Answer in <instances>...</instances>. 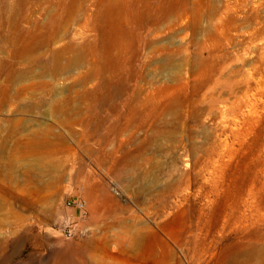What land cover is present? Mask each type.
Returning a JSON list of instances; mask_svg holds the SVG:
<instances>
[{
	"label": "rangeland",
	"instance_id": "374dc122",
	"mask_svg": "<svg viewBox=\"0 0 264 264\" xmlns=\"http://www.w3.org/2000/svg\"><path fill=\"white\" fill-rule=\"evenodd\" d=\"M100 1L80 0L52 47L94 42L99 33L92 17ZM10 3L25 30L47 24L59 11L56 1L0 0L2 6ZM109 19L101 22L105 36L115 34ZM11 34L0 9V61L14 50L6 40ZM144 35L151 42L139 53L130 46L127 55L131 80L120 96L104 103L99 117H89L87 97L77 98L72 115L54 112L58 101L100 83L89 75L95 62L90 50L69 71L43 78L42 66L36 67L34 81L46 79L60 88L41 109L48 110L46 115L29 110V95L17 94L29 78L0 101L1 134L18 130L17 122L23 121L20 128L25 125L27 135L52 129L56 148L64 146L52 170L36 162V190L24 177L13 182L26 203L5 196L0 259L10 258V264L124 262L122 242L141 234L143 257L172 264H232L233 257L250 256L253 264H264V0H188L178 16ZM172 51L177 65L169 61ZM118 52L112 44L111 53ZM16 67L28 68L27 61ZM6 84L1 78L0 85ZM108 88L116 89L103 92ZM165 88L167 112L147 121L140 114L129 125L126 103L135 96L148 102ZM23 101L28 107L19 110ZM89 119L90 129L101 124L98 130L85 129ZM21 163L26 162L19 164L25 169ZM0 183L11 185L5 176ZM70 200L85 202L86 214ZM235 242L247 249L228 252ZM98 244H107L108 253ZM87 245L93 249L85 255L81 250Z\"/></svg>",
	"mask_w": 264,
	"mask_h": 264
},
{
	"label": "bare ground",
	"instance_id": "6f19581e",
	"mask_svg": "<svg viewBox=\"0 0 264 264\" xmlns=\"http://www.w3.org/2000/svg\"><path fill=\"white\" fill-rule=\"evenodd\" d=\"M26 1L31 2V0ZM48 1H56L59 9L58 13L52 15L50 22L47 24L37 23L33 29L29 30L21 27L20 13L15 4L10 3L3 6L0 4L3 21L12 30V34L6 40L14 48L9 58L0 61V79L3 78L7 82L5 86L0 85V101L3 103L9 99L13 86L29 78L28 80L31 83L18 87L17 94L24 97L29 95V110L33 112L40 110V113L46 115L48 110L41 111V109L50 103L49 98L55 96L60 88L56 85L52 86L46 79L39 83L34 81L36 67L42 66L43 78L47 77L48 72L69 71L73 66L80 64L87 53L86 51L90 50L95 57V62L89 75L100 78V83L94 86L92 90L87 91L84 89L76 95H71L65 102L58 101L54 112L63 113L67 116L72 115L78 105L77 98L85 100L87 97L91 100L88 109L90 112L89 117L92 118L99 117L105 106L104 103L120 96L124 92L126 83L131 80L132 74L127 72V55L130 46H136V52L139 53L143 45L146 46L151 42V39L144 33L151 31L154 26L167 17L178 16L181 10L186 8L188 0H101L96 14L92 17V26L99 33L94 42L86 45L84 42L75 43L70 41L60 47H52V45L62 38V32H66L68 24L76 14L80 0ZM115 13L116 16H114ZM113 17H117L118 22H115ZM104 18H110L109 23L113 25V28L115 27L113 36H105L101 33V22ZM112 44L119 48L118 53H111ZM43 49H46V51L42 53ZM105 51L107 52L105 53ZM178 58L177 52L172 51L169 61L177 65ZM21 61H27L28 68H17L16 63ZM137 75L138 69H135L133 76ZM83 80V76H80V81ZM110 86L116 87L115 91H112L113 93L109 91V88L107 92H103V89ZM44 87H48V89ZM40 89L43 91H40ZM166 93L167 88L160 90L158 94L150 96L148 102L145 103L142 101L137 102L134 100L136 96L133 97V101L126 103L129 108L128 124L130 125L133 119L140 114L143 121L150 118H161L167 112L169 106V103L162 101ZM46 97L48 98L46 99ZM53 100H55V97ZM26 107L28 105L25 101L20 102L19 110H25ZM79 113H83V111L80 110ZM22 123L23 121L17 122L18 130H12L6 135L0 133V177L5 176L11 182L8 187L0 183V208L6 201L5 196L12 198L15 203H26L25 198L14 189L13 182H17L19 178L23 179L24 177L26 184L31 189L35 188L36 190L39 182L36 174V162L40 161V166H49L52 170L56 154L64 150V146L61 149L56 148L55 138L58 135L54 130L49 129L43 132L32 130L31 134L27 135L28 130H26L25 125L20 128ZM84 125L86 130H98L101 126L100 123H97L94 129H90L93 125L92 119L86 121ZM72 156H76L75 151H73ZM22 161L26 162L21 163L25 169L20 168L19 164ZM90 193H93V190ZM141 241V234H138L131 238L130 242H122L121 252L127 257L124 262L86 260L82 264H127L129 262H137V264H172L162 258L143 257L144 249L140 248ZM96 248H101L105 253H108L107 244L103 246L98 244ZM92 249L90 245H87L82 247L81 251L87 255L92 252ZM246 249L247 245L242 242L231 243L227 246L228 252L235 250V252L240 253ZM231 259L232 264L254 263L253 258H250V256L244 259L239 257ZM11 261L10 258L0 259V264H10Z\"/></svg>",
	"mask_w": 264,
	"mask_h": 264
},
{
	"label": "built area",
	"instance_id": "2783aa9c",
	"mask_svg": "<svg viewBox=\"0 0 264 264\" xmlns=\"http://www.w3.org/2000/svg\"><path fill=\"white\" fill-rule=\"evenodd\" d=\"M70 206H75L77 207L81 214H86V205H85V202L83 201H79V200H70L69 203H68Z\"/></svg>",
	"mask_w": 264,
	"mask_h": 264
}]
</instances>
